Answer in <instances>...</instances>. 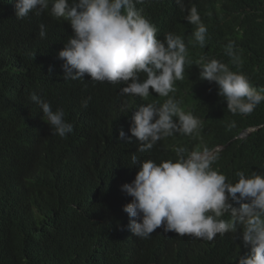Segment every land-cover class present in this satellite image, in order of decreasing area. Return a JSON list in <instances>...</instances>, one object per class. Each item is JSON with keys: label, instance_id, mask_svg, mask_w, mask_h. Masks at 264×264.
<instances>
[{"label": "trees", "instance_id": "16d2710c", "mask_svg": "<svg viewBox=\"0 0 264 264\" xmlns=\"http://www.w3.org/2000/svg\"><path fill=\"white\" fill-rule=\"evenodd\" d=\"M191 1L203 20L218 10L242 17L244 38L236 43L244 54H239V66L232 61L231 66L264 85V0ZM149 3L142 4L147 12L153 10ZM187 15L177 13L169 32L187 35ZM31 22L29 30L30 22L17 19L15 8L0 0V264H238L247 252L239 254L240 246L226 238L210 246L191 236L165 237L157 228L143 239L126 227L129 217L123 206L131 197L121 185L138 171L131 156L156 162L119 138L121 116H133L139 105L116 92L124 82L92 81L87 74L83 80H64L58 52L72 30L46 27L41 38L36 28L40 19L33 15ZM232 27L230 21L208 27L209 46L219 57L226 58L219 44ZM179 83L192 91L188 102L197 113L220 106L190 66ZM32 93L53 110L62 108L73 131L64 138L52 134L42 110L30 100ZM89 97L83 108L82 100ZM149 97L165 99L151 88ZM204 125L213 130L210 144L231 137L211 120ZM256 126L229 142L225 159L238 161L245 151V168L262 170L264 101L241 117L232 136Z\"/></svg>", "mask_w": 264, "mask_h": 264}, {"label": "clouds", "instance_id": "9594fccd", "mask_svg": "<svg viewBox=\"0 0 264 264\" xmlns=\"http://www.w3.org/2000/svg\"><path fill=\"white\" fill-rule=\"evenodd\" d=\"M7 1L10 9L15 8L17 19L30 22L29 30L34 28L33 15L40 19L41 38L46 37V27L54 23L71 26L73 34L58 52L64 80H83L87 74L92 81L126 84L117 87L116 92L139 107L133 116H121V140L139 152L175 149L174 161L156 163L131 156L132 166L138 171L130 183L121 185V190L131 197L123 211L129 217L126 227L135 237L150 238L161 227L164 233L206 241H213L217 234L238 233L237 238L250 247L238 264H264V159L259 162L261 171H237L238 179L233 183L212 167L218 156L211 153L224 149L235 138L246 137L257 127L232 136L242 116H195L181 107L180 101L191 106L188 96L192 91L179 83L189 63L186 42L203 48L208 31L195 4L191 0ZM145 2H159L150 3L153 10L149 13L155 21L166 24L162 30L158 31L153 19L143 14L141 4ZM180 12L188 13L185 19L190 23V32L185 36L168 32ZM216 15L230 17L225 10L208 16ZM226 54L232 63L241 64L233 42L226 46ZM196 65L200 68L197 77L217 99L218 95L223 98L218 100L223 109L249 115L264 101V85L245 73L204 56ZM150 88L165 97L164 101L150 98ZM30 100L42 110L52 134L64 138L73 131L62 108L53 110L50 102L36 93ZM89 100H82L83 108L88 107ZM205 119L230 133V139L210 144L213 130L204 125ZM187 149L195 150L185 156ZM226 213H230L227 220L223 219Z\"/></svg>", "mask_w": 264, "mask_h": 264}, {"label": "bare ground", "instance_id": "6f19581e", "mask_svg": "<svg viewBox=\"0 0 264 264\" xmlns=\"http://www.w3.org/2000/svg\"><path fill=\"white\" fill-rule=\"evenodd\" d=\"M151 3L154 4V3H159V2H151ZM144 6L145 5L141 4V7H144ZM142 12L146 17L153 19V22H154L153 24L157 27L158 31L162 30L161 27L159 26V21H155L153 16H151V14L149 12L145 11L144 9L142 10ZM228 21H230L232 23L233 27L231 29L227 30L225 38L220 42L219 47L221 48V51L225 52V54H226V46L229 44V42H233L234 43V50L237 53V55L239 56V54H244L242 47L238 43H236V41L244 38V29L242 28V25H241L242 17H225V16L216 15L214 18H211V17L207 16L206 19L203 20V23L206 25L207 30H208L209 25H214V24L223 25L224 23H226ZM51 26L54 28V30H57V29L58 30H67V29L72 30L71 26H68V25H62L61 26V25H59V23H54ZM36 28H39V27H36ZM208 39H209V35H208V31H207L206 44L203 48H201L199 46V44H196L195 42H191V41L186 42L188 54H190L191 56L189 58H187L189 63H186V65H185V72H186L187 66H190L195 73H197V74L200 73V68L196 64H197V61L199 60V58L201 56H204L208 59L215 58L218 61H221V62L227 64L229 66L230 70L241 71L249 77L247 72L234 69L231 66L232 60L227 54H226V58L219 57L216 54H214L211 51ZM174 97L178 101H180V99L178 97H176V96H174ZM218 97H219L218 100L223 99L220 95H218ZM180 103H181V107L183 110H185L186 112L191 111L195 116H248V115H241V114H233L228 109H226V110L223 109L221 105L215 106L212 109H210L208 111V113L201 115V114L197 113L191 106L186 105L183 101H180ZM256 127L258 128L259 126H256ZM192 150H195V149H187V151L184 153V155L186 156L188 154V152H191ZM143 153L148 157L154 158L157 163H160L162 160L172 159L174 161L176 159L175 149H157V150H150L149 149ZM211 153L218 156V159L215 160L212 167L214 169L219 170V172L225 174L226 177L228 178L229 182H233V183L236 182L238 177H236L235 173L237 171L243 170L246 174H250L252 171H256L254 169H246L245 168V157H246L245 151L239 152L238 161H232V160L225 159L226 151L224 149L217 150V151H214ZM237 195H239V194H237ZM234 207H239V205L234 204ZM229 218H230V213H226L223 217V219H225V220H227ZM158 229L161 232H163L162 227L158 228ZM165 234H166L165 237H168L171 235H175L177 233L168 232ZM237 236H238V233L228 232V233H225L223 236L217 234V236L215 237V239L213 241H206V240L197 239V238H194V240L197 244H205V245L211 246V245H213L214 241L223 240L224 238H226L227 240H229L233 244L234 247L240 246V253L239 254L245 253V250H246L247 254H249L250 247H245L243 244V241L240 238H237Z\"/></svg>", "mask_w": 264, "mask_h": 264}]
</instances>
